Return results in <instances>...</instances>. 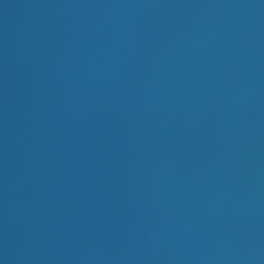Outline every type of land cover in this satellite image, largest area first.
<instances>
[{
    "label": "water",
    "instance_id": "obj_1",
    "mask_svg": "<svg viewBox=\"0 0 264 264\" xmlns=\"http://www.w3.org/2000/svg\"><path fill=\"white\" fill-rule=\"evenodd\" d=\"M0 264H264V0H0Z\"/></svg>",
    "mask_w": 264,
    "mask_h": 264
}]
</instances>
